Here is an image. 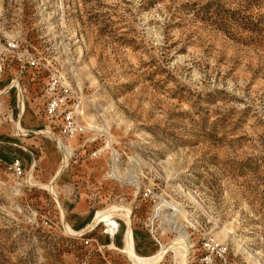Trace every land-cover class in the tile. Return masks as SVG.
Segmentation results:
<instances>
[{"label": "rangeland", "instance_id": "374dc122", "mask_svg": "<svg viewBox=\"0 0 264 264\" xmlns=\"http://www.w3.org/2000/svg\"><path fill=\"white\" fill-rule=\"evenodd\" d=\"M116 207L140 256L175 219L264 264V0H0V264H134L120 217L67 231Z\"/></svg>", "mask_w": 264, "mask_h": 264}, {"label": "bare ground", "instance_id": "6f19581e", "mask_svg": "<svg viewBox=\"0 0 264 264\" xmlns=\"http://www.w3.org/2000/svg\"><path fill=\"white\" fill-rule=\"evenodd\" d=\"M49 187L50 189H52V186ZM127 209L128 208L116 207L109 210L108 212L97 217L94 223L88 228L87 231L95 230L105 223L110 227L112 225L117 226L118 223L114 221V218L120 217L126 221L127 229H128L126 234V241H125V253L130 257V259L133 261L134 264H160L164 260L167 253L172 251L175 253L178 259L177 260L178 264H188L189 256L191 255L192 246H190V244L188 243V239H187L188 233L183 231L182 225L177 223L175 219H172V221L175 222L173 223L172 226L175 229H180V232H182V236L180 238L171 241L172 243H170L167 246L164 245L161 246V248L157 251V253L152 256H140L136 251L134 236L130 228L131 212L130 210ZM67 231L69 232V234L72 235H81L87 232V231L76 232L69 226H67Z\"/></svg>", "mask_w": 264, "mask_h": 264}, {"label": "built area", "instance_id": "2783aa9c", "mask_svg": "<svg viewBox=\"0 0 264 264\" xmlns=\"http://www.w3.org/2000/svg\"><path fill=\"white\" fill-rule=\"evenodd\" d=\"M62 107H63V100L60 98H54L48 103L46 107V114L49 115L51 118H55L59 113H61ZM78 117L79 114L77 112H68L64 116L62 133L67 141L71 142L72 140H74L77 133L83 132L85 129L79 122ZM62 146L64 148V151L66 152L64 157H67V161H68V158L70 156V160H72L74 157L73 151L71 153L68 152V150L71 149V145L69 144V146H66L65 144L62 143ZM11 169L14 172V174H16L17 176H21L24 173L23 165L19 159H17L13 163ZM203 249L205 255L203 254L204 256L201 258L202 264H228L227 248L225 246L218 244L214 240H207V242L204 244ZM192 259L193 258H191V260Z\"/></svg>", "mask_w": 264, "mask_h": 264}, {"label": "crops", "instance_id": "0c3cea01", "mask_svg": "<svg viewBox=\"0 0 264 264\" xmlns=\"http://www.w3.org/2000/svg\"><path fill=\"white\" fill-rule=\"evenodd\" d=\"M80 205V204H79ZM79 205L73 210V212H72V214H76V212L77 213H79ZM81 212V211H80ZM85 212V211H84ZM83 212V213H84ZM93 211H89L87 214H86V216H84V217H81V218H79L80 220H79V222H78V224H79V227L78 228H81V230H83V229H85L87 226H89V224L91 223V221H92V219H93ZM77 224V225H78ZM81 226V227H80ZM80 230V229H79ZM79 230H77V231H79ZM90 231H88L87 233H85V234H88ZM135 237V236H134ZM109 241V240H108ZM107 242V241H106ZM136 243V242H135ZM136 250H137V246H136Z\"/></svg>", "mask_w": 264, "mask_h": 264}]
</instances>
